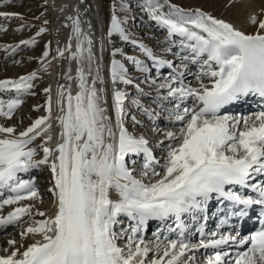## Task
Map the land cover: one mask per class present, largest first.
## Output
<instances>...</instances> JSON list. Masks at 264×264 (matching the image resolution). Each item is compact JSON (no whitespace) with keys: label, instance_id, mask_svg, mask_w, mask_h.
Here are the masks:
<instances>
[{"label":"snow or ice","instance_id":"1","mask_svg":"<svg viewBox=\"0 0 264 264\" xmlns=\"http://www.w3.org/2000/svg\"><path fill=\"white\" fill-rule=\"evenodd\" d=\"M12 2L3 0L0 7L10 6ZM164 6L148 0L150 19L166 29L169 36L181 38L182 48L188 52L182 61L199 65L197 79L207 77L210 86L201 81L198 88L186 87L184 73H178L172 82L159 85L160 89L167 90L168 98L181 103L189 98L193 100L191 107L181 108V103H177L168 112L169 119L182 123L183 127L178 135L173 131L164 134L170 143L163 164L153 156L147 139L133 136L125 127L126 93L115 87L118 83L132 84L126 78L124 65L117 59L111 61L113 120L104 106L107 104L101 95L104 89L97 87L98 83L104 84L98 67L92 76L93 40L83 32L79 16H69L71 37L65 49H58V53L63 58L68 51V59L77 61L81 67L77 70L75 95L70 85L58 89L59 142L54 148L47 146L53 139V125L49 123L50 89H45L49 94L48 116L36 119L18 134L16 128L0 125V196L5 191L9 193L0 200V209L36 198V180L29 174L47 167L51 173L49 192L55 200V212L50 218L32 221L21 233L22 238L30 234L39 236V240L23 252L16 250L0 256V264H196L194 253L200 249L214 250L207 256L206 264H264V109L254 116L221 114L222 109L249 97L264 101V20L257 22L255 16L250 17L257 31L246 34L199 9L185 11L168 4L169 10L164 12ZM0 19L22 20L23 17L0 11ZM121 25V20L113 14L107 35L109 38L118 35L129 42ZM0 31L6 29L0 27ZM45 31L40 28L37 36ZM22 43L31 47L36 41ZM139 47L158 68L173 67L168 61L158 60L143 45ZM119 51L114 50L112 56ZM44 56H48L47 51ZM132 63L138 70L147 71L139 60ZM36 79V73H31L18 80H0V92L15 93L13 99H0V117L12 119L23 102L20 97L31 94L32 81ZM66 79L71 81V75ZM41 138L43 144L31 146ZM165 140L158 144L163 145ZM38 149L43 153L41 159H36ZM141 153L145 158L143 175L150 174L156 178L154 182L136 179L127 167L126 157ZM154 165H159L160 170ZM21 174L29 178H22ZM237 186L250 189L255 198L231 190ZM214 197L231 202L238 210L229 209L230 214L240 218L248 217L249 210L259 206L262 209L260 226L246 236L239 232L225 235L214 231L207 237L201 227L199 243H192L186 236L183 218L187 216L195 221L203 215L207 220L208 205ZM31 215L30 207L17 206L7 217L0 218V228L16 225ZM121 217L130 222L128 228L120 227L124 223ZM169 219L175 222V228L170 227L169 231L178 230L177 239L165 236L161 240L159 233H154L157 237L154 243L144 239L141 233L149 221ZM125 235L127 241L121 247L118 241ZM8 244L14 247L15 241L9 240ZM233 245L244 250L230 255L225 246Z\"/></svg>","mask_w":264,"mask_h":264},{"label":"rangeland","instance_id":"2","mask_svg":"<svg viewBox=\"0 0 264 264\" xmlns=\"http://www.w3.org/2000/svg\"><path fill=\"white\" fill-rule=\"evenodd\" d=\"M88 1L90 2V0H87L85 3H88ZM94 1H98L99 9L96 19L99 26L97 27L90 19L91 6H87V9L85 8L86 12L83 10L79 18L83 32L93 40V45L95 47L93 56L96 55L97 52L99 53V71L101 72V78L103 80L105 77L103 85L105 86L108 113L114 120L115 113L112 108L113 85L111 82V61L112 59H117L126 69V78L132 81L130 85L118 83L115 86L117 90L126 93L124 104L127 113L124 120L125 127L133 136L137 138L143 136L147 139L149 141L148 147L152 151L153 156L156 160L160 161V164H163L167 145L170 143L165 140L164 134L167 131H173L178 135L179 129L183 127V125L182 123L170 120L168 117V112L174 110L175 105L181 102L169 99L167 97V90L160 89L159 85L164 82H172L173 77L176 75L169 74V76H167L166 74L165 76V74H158L155 69L153 70L155 65L150 62L143 65L142 62L145 63L146 60L151 61V59L148 58L147 55L145 56V53L139 46L143 45V47L151 51L158 60L170 62L177 74L184 73L185 79L183 82L185 81L184 86L186 87L198 88L200 87L201 81L203 84L210 86V80L207 77H202L201 80L197 79V75L200 72V67L197 64L191 63V67L183 70V67L179 69V58L176 59L177 61H174V56L162 57V55L170 56L166 51L175 52L172 47H170V44L178 43L180 37L169 36L166 29L150 19L146 7L148 0ZM152 2L154 4L159 3L165 5L162 8L164 12L169 10L168 4L176 5L177 7L183 8L185 11H195L199 9L214 18L231 23L235 28L246 34H253L257 31V26L252 25L250 22V17L254 16L251 12L259 14L258 12H261V9H263L262 5L264 0H249V2L248 0H167V4H165V0H152ZM0 4H3V0H0ZM54 7L55 6L50 0H13L10 6L5 5L0 7V11L17 13L23 17L22 20L0 19V27L6 29V31H0V80H18L21 76H27L31 73H36L37 75V79L32 81L33 88L31 94L20 97L23 102L20 107L15 110L12 119L7 120L6 118L0 117V125L16 128L17 134L29 127L36 119L48 116L46 105L49 94L45 93V89L51 90L50 95L53 100L52 112L56 114L58 89L61 85L67 88L70 84L66 76L71 75L72 79L75 76L73 81L77 82V70L81 65L76 61L74 62L68 59L70 56L68 51H65L62 59L58 53V49L62 47L65 48L69 42V38L71 37V21H65L63 12H57V8ZM113 14L121 20V26L125 29L126 34L130 38L129 42L121 40L118 35H114L112 38L108 37L107 31L110 27L111 16ZM261 19L262 17L257 19V22ZM45 21H48V23L45 24ZM65 25H67V27H65ZM40 28H45L46 31L37 36V32ZM97 33L100 36V41H97L95 37ZM31 39H35L36 41L34 46L29 47L22 43L23 41ZM17 45H19V48L16 47ZM75 47L76 41L74 39L72 43L73 51H75ZM13 48H16L15 52L12 51ZM116 49L120 51L113 57L112 52ZM45 51L48 52L47 57L44 56ZM158 51L162 52L158 53ZM133 60H139L141 66L146 68L147 71L138 70L137 66L132 63ZM75 66H77V69H75ZM83 66L85 70H87V64L85 63ZM94 68L95 67H93V76H95L96 73ZM44 69H46V71ZM143 72H145L147 76L142 78ZM188 77L190 78L188 79ZM91 78L90 76L89 80H91ZM73 81L71 85L72 88L75 89ZM153 81H155V83H153ZM174 86L179 85L175 84ZM13 98H15L14 92H0V99L2 100ZM192 105L193 100L189 98L185 103L181 104V108L184 106L191 107ZM255 113L257 112H252L246 116H252ZM223 115L236 116L232 113ZM152 119L156 120L153 124ZM54 122V117L49 120V123L52 125ZM154 124L161 125L162 127L156 128ZM152 132H155L154 136L151 135ZM161 140H165L163 145L158 144ZM42 141H44L43 138H41V142ZM39 144H43V142L34 144L33 147ZM42 154L43 153L38 149L36 158ZM132 160H135V158ZM134 167L135 172L132 173L133 176L136 179H141L139 173L144 171L142 164L138 163L135 166V163H132L130 168L133 169ZM156 169L158 171L160 170L159 165H156ZM152 179L156 178L151 177V175L143 177V181L146 183H149ZM39 189L43 190H38V196L36 198L25 200L23 203L20 202V205H9V208L28 206L32 210V215L30 217H23L22 221L17 225L5 227L7 229H3V231L0 232V244H3L1 246H5L2 248L3 250L16 251L18 250V246L20 248L21 246H25L26 242H28L27 239L25 238L23 240L24 237L22 238L19 235H21L32 221L46 219L45 217L36 215V213H46V209L44 208L45 206L50 207V205H52L53 198L50 193V195H47V198L45 197L46 199L44 198L43 194L48 193L44 190V183L40 184ZM7 215L5 216L4 214L5 217H7ZM30 237L31 235L29 234L27 238L30 239ZM33 238L36 239V236H33ZM9 240L15 241L14 247L9 246ZM121 240L126 243V239L123 238Z\"/></svg>","mask_w":264,"mask_h":264},{"label":"bare ground","instance_id":"3","mask_svg":"<svg viewBox=\"0 0 264 264\" xmlns=\"http://www.w3.org/2000/svg\"><path fill=\"white\" fill-rule=\"evenodd\" d=\"M51 1V3H53V5L57 8L56 10H57V12H60V11H62L63 12V17H64V20L65 21H69L68 20V17L69 16H71V17H73V18H76V16H79V15H81V12H83V10L86 12V10H85V8L87 9V6H91V10H90V12H91V21L92 22H94L95 23V25L98 27L99 25H98V22H97V16H98V12H97V7H95V3L96 4H98L96 1H94V0H90V2L88 1V3H85V1L87 2V0H83V2H81V0H50ZM248 2H249V0H248ZM54 7V8H55ZM262 8L263 9H261V12H258L259 14H257V13H255V12H251V14H254V16L256 17V19H260L261 17H262V19H264V2H263V5H262ZM83 15H84V13H83ZM89 17V16H88ZM261 19V20H262ZM91 21H90V23H91ZM249 21V20H248ZM260 21V20H259ZM66 24V23H65ZM64 36H66V35H64ZM96 39H97V41H100V36H99V34L97 33L96 34ZM73 40L74 39H72V43H73ZM171 45V44H170ZM21 46V45H20ZM170 47H172V49L175 51V52H167L166 51V53L167 54H169L170 56H167V55H162V57L163 58H166V57H171V56H174L175 58H174V61H177L176 59H178L179 58V62H180V64H179V69H181L182 67H183V70H185V69H187V68H189V67H191L192 66V64L189 62V61H187V60H184V61H182V59H180V58H182V56H179L180 54H178L180 51H182L183 49L181 48V47H175V46H173V44H172V46H170ZM61 49H65L64 47H62ZM138 49V48H137ZM92 50H93V54H94V51H95V47H94V45H92ZM159 52H162V51H158V53ZM65 54V53H64ZM95 54H96V52H95ZM57 55V54H56ZM94 66L93 67H95L94 69H96L97 67L98 68H100V63H99V53L97 52V54L96 55H94ZM62 59V58H61ZM72 62V61H71ZM75 62V61H74ZM77 62V61H76ZM72 65H73V62H72ZM74 65H76V64H74ZM184 65H187V68H185L184 67ZM75 69H77V66H75ZM95 71V70H94ZM93 73V72H92ZM95 75H96V73H95ZM50 76V75H49ZM52 76V75H51ZM93 76V75H92ZM99 76H100V78H101V72L99 71ZM147 76V74H145V72H143V74H142V78L143 77H146ZM74 78H75V76L73 77V79L70 81V86H71V90H72V94L73 95H75L76 94V92L78 91V87L76 86V83L77 82H75V81H73L74 80ZM190 77H188V79H189ZM185 79V77H184V75H183V80ZM104 80H105V77H104ZM72 81H73V83H74V87H75V89H76V92H75V89H73L72 88V85H71V83H72ZM184 83H185V81H184ZM78 84V83H77ZM103 85V84H102ZM101 84H97V86H98V88H103L104 89V92L101 94L102 95V97H103V100H106V97H105V86L103 87ZM185 85V84H184ZM62 86V85H61ZM65 87V86H64ZM77 87V88H76ZM107 93H108V90H107ZM169 99H171V98H169ZM251 99V97H249V98H247V100H244V101H242V102H240V103H238V104H235V105H232V106H229V107H232L233 109L235 108V109H237L238 111H240V112H242V113H244L245 115L246 114H248V112H258V111H260V110H262L261 108H252V106L253 105H256L257 103H255V102H250L249 100ZM56 104V103H55ZM181 104H183V103H181ZM260 105V104H259ZM105 107H106V104L104 105ZM108 107V106H107ZM57 109H58V107H57ZM223 110V109H222ZM221 110V113H223V111ZM56 116H55V122H54V124H53V128H54V130H57L58 132H57V134L55 133V135L53 136V139H52V141H51V144H52V147H55L56 146V144L59 142V131H60V129H59V124H58V122H57V117L60 115V113H59V109H58V111H57V113L55 114ZM252 116H254V115H252ZM53 117H54V114H53ZM53 117H51V118H53ZM58 125H57V124ZM154 122L152 121V124H153ZM151 124V123H150ZM152 124L150 125L151 127H152ZM154 126L156 127V128H161L162 126L161 125H156V124H154ZM155 131V130H154ZM151 135H155V132H152V134ZM157 137V136H156ZM40 141H41V139H39ZM50 145V144H49ZM131 157H134V156H132L131 155ZM140 155L137 157L138 158V160H135V161H130V160H128L127 159V157H126V164H127V167L128 168H130V165L132 164V163H135V166L138 164V163H140ZM158 166V165H157ZM154 167H156V165H154ZM134 169H135V167L133 168V169H129L130 171H132V173L133 172H135L134 171ZM145 171V170H144ZM144 171L143 172H140L139 174L141 175V179L143 180V177H144V175H143V173H144ZM150 175V174H149ZM144 182V181H143ZM149 182H154V179H152L151 181H149ZM146 183V182H145ZM41 184V183H40ZM43 187V186H42ZM6 194H8L7 193V191H5L4 192V195L3 196H5ZM44 195V198L46 197L47 198V195H50L49 193H45V194H43ZM2 196V197H3ZM49 197V196H48ZM45 198V199H46ZM43 200V199H42ZM53 208V207H52ZM52 208H50L49 206L48 207H46L45 206V208L44 209H52ZM55 208H56V205L54 206V209H53V211L48 215V218H50V217H52L53 215H54V212H55ZM15 209V207L14 208H9V205H5L4 207H3V209H0V218H2V217H5L7 214H9V212H11V211H13ZM4 214H5V216H4ZM23 219V218H22ZM224 219H226L227 220V218L225 217ZM22 221V220H21ZM212 221V219H210L209 220V223L208 224H210V222ZM214 221V220H213ZM213 221H212V223H213ZM128 222V224L130 225V222L126 219V221H125V223H127ZM17 225V224H16ZM11 225H9V226H7V227H10ZM152 227V224H150V223H148V225H147V229H149V228H151ZM3 229H7V228H1L0 229V232L1 231H3ZM8 232H10V231H8ZM144 233H146L145 231H144ZM19 236H21V235H19ZM20 238V237H19ZM35 238V237H34ZM33 238V236L31 235V237H30V239H29V244L28 245H25V246H21V248L18 246V250L20 251V252H23L28 246H30L31 244H33V243H35L37 240H39L40 239V237L39 236H36V239H34ZM0 243H1V241H0ZM1 245H3V244H0V256H5V255H9L12 251H7V250H3L2 248L3 247H5V246H1ZM2 249V250H1Z\"/></svg>","mask_w":264,"mask_h":264},{"label":"water","instance_id":"4","mask_svg":"<svg viewBox=\"0 0 264 264\" xmlns=\"http://www.w3.org/2000/svg\"><path fill=\"white\" fill-rule=\"evenodd\" d=\"M95 7H97L96 9H97V12H98V9H99L98 4L95 3ZM96 28H97V27H96Z\"/></svg>","mask_w":264,"mask_h":264}]
</instances>
